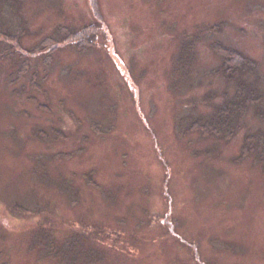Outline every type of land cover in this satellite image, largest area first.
I'll use <instances>...</instances> for the list:
<instances>
[{
	"label": "rangeland",
	"instance_id": "374dc122",
	"mask_svg": "<svg viewBox=\"0 0 264 264\" xmlns=\"http://www.w3.org/2000/svg\"><path fill=\"white\" fill-rule=\"evenodd\" d=\"M3 1L24 51L99 29L0 42V264H264V167L236 160L264 134V0ZM212 42L250 71L219 75ZM240 80L259 100L232 139L178 135Z\"/></svg>",
	"mask_w": 264,
	"mask_h": 264
},
{
	"label": "trees",
	"instance_id": "16d2710c",
	"mask_svg": "<svg viewBox=\"0 0 264 264\" xmlns=\"http://www.w3.org/2000/svg\"><path fill=\"white\" fill-rule=\"evenodd\" d=\"M0 5L2 15L5 12L6 18H10L11 15L8 16V12H6L8 11L7 4L5 5L4 1L0 0ZM215 27L212 26L210 29L214 30ZM98 29L99 26L95 23L80 29L62 27L58 30L59 36H61L60 40L55 37H49L31 51H24L20 44V37L23 34L22 30L13 27L6 28L0 14V42L8 45L12 51L24 52L23 54H36L46 50L51 54L56 51L60 43H68L75 48L85 50L96 44L98 39L96 32ZM211 45L214 52L221 58V63L216 72L223 78L233 80L238 75H242L248 70L250 71L252 67L251 61L242 53L219 42H212ZM50 54L46 58H50ZM186 55L188 57V50ZM27 67L25 66L21 70L26 71L25 69ZM20 73L22 72L20 71ZM234 86H236L234 94L231 97L225 98L220 105L216 106L211 116L207 118H193L187 126L185 125L184 118L178 121V135L180 136L181 134L183 136V134L196 132L203 139L209 137L225 141L232 139L242 129L248 108L256 104L259 100L257 91L250 87L244 80L236 81ZM248 157H251L255 163L264 167V134H247L244 137L241 154L236 160L240 161ZM73 244L69 241V243L63 244L56 251L52 246L51 248L58 255L60 254L59 251H65V249L68 251L71 248L69 246Z\"/></svg>",
	"mask_w": 264,
	"mask_h": 264
}]
</instances>
